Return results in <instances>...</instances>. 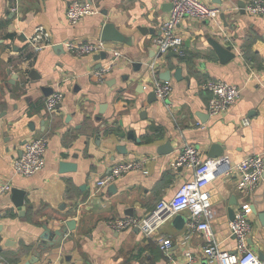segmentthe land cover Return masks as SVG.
Here are the masks:
<instances>
[{"label": "crops", "instance_id": "1", "mask_svg": "<svg viewBox=\"0 0 264 264\" xmlns=\"http://www.w3.org/2000/svg\"><path fill=\"white\" fill-rule=\"evenodd\" d=\"M73 1L0 0V178L24 192L23 208L14 204L11 190L0 196V264H25L35 252L39 257L32 264H184L188 253L206 264L207 241L200 231L179 243L187 232V211L150 237L135 228L115 231L107 221L142 217L192 179L193 168L172 165L185 144L203 158L212 157L211 146L218 144L223 150L218 156L232 163L250 154L264 156V14H249V0H203L222 9L218 19H182L177 32L185 55H159L153 40L172 0H78L97 12L71 25L65 10ZM105 22L128 42H107L121 56L98 82L92 73L109 55L77 56L64 44L100 39ZM210 38L230 45L235 57L221 63ZM167 69L171 94L149 101L155 80L160 81L155 72ZM211 78L241 88L240 97L218 115L207 111L210 93L203 85ZM54 91L63 98L47 112L44 102ZM128 131L140 141L117 135ZM41 136L47 138L43 168L30 176L14 174L12 161L25 141ZM166 142L170 150L163 153ZM129 160L141 167L117 178L115 189L110 184L97 190L95 180ZM60 161L77 168L61 173ZM203 193L211 203L209 222L219 248L234 250L229 224L241 209L251 223L249 245L264 260V180L244 192L236 175L220 176ZM177 215L181 221H175ZM70 219L75 227L61 242H54L61 238L53 234L46 248L39 247L45 229L54 232ZM159 236L173 240L168 254L160 250Z\"/></svg>", "mask_w": 264, "mask_h": 264}, {"label": "built area", "instance_id": "2", "mask_svg": "<svg viewBox=\"0 0 264 264\" xmlns=\"http://www.w3.org/2000/svg\"><path fill=\"white\" fill-rule=\"evenodd\" d=\"M172 7L167 18L160 25V33L153 40V47L160 55L167 52H175L179 56L185 55L182 49V37L177 32L180 21L184 18L196 20H217L222 9L208 5L203 0H172ZM246 11L251 15L264 14V0H249ZM97 9L91 4L74 0L65 10V18L71 25L79 22L84 16L94 14ZM66 50L74 55L99 54L106 52L109 57L105 64L93 71L96 81L103 82L106 74L112 69L121 52L109 46L100 39L96 41H69L64 44ZM234 47V46H233ZM237 49V48H236ZM240 54V53H239ZM203 88L210 93L207 111L210 115H218L229 108L241 95V88L221 79H208ZM153 91L160 99H166L172 92L169 81H157ZM63 95L54 91L45 99V109L53 112L61 102ZM248 125V120H243ZM47 146L45 136L30 138L25 141L20 155L12 161L13 172L19 176H30L41 170L45 164L44 153ZM174 167L193 168V177L180 184L173 196L169 199H161L155 206L142 217L122 216L107 221V225L115 231H123L135 228L145 237L153 236L159 228L172 216L187 211L189 220L187 232L182 236L179 243L186 244L190 234L200 231L206 238L207 243L202 248L206 258V264H264L256 252L249 245L251 223L244 210H238L229 224V230L235 240L233 251H222L214 240L210 226V218L213 211L210 200L204 195L205 187L220 176L236 175L237 187L244 192H251L263 182L264 156L250 154L242 160L232 163L227 156L203 158L200 152L191 144H185L173 160ZM141 167L140 161H123L112 166L110 171L103 177L94 181L98 189L112 184L117 178L133 169ZM12 184L9 179L0 178V196L10 192ZM157 243L164 253L169 252L174 242L170 238L157 237ZM184 264H199L189 253Z\"/></svg>", "mask_w": 264, "mask_h": 264}, {"label": "water", "instance_id": "3", "mask_svg": "<svg viewBox=\"0 0 264 264\" xmlns=\"http://www.w3.org/2000/svg\"><path fill=\"white\" fill-rule=\"evenodd\" d=\"M169 7H172V4L169 5ZM221 16L223 17V14H221ZM141 31H143L144 28H140ZM100 40L105 41V42H128L127 38L115 27V25L112 22H105L103 24V27L101 29V33H100ZM208 43L211 45V47L213 48L214 52L216 53V55L219 58V61L221 63H225L228 60H231L235 57V53L232 51V47L230 45H226L223 46L218 38H210L207 40ZM54 48H59L60 45H54ZM172 54H174L173 52H171ZM160 55V54H159ZM108 54L105 52H101L99 54L95 55L96 59H105L107 58ZM180 68H176L175 70V77L178 78L180 75ZM160 81H169L171 74L170 71L167 69L165 71H159L157 70L155 72ZM15 78V77H14ZM51 94V93H49ZM156 99V94L155 92L151 91L148 94V100L152 101ZM118 137H123L126 136L127 138L133 139L137 142H139V138H136L133 134L132 131H128V132H121L120 134H117ZM168 148V149H167ZM117 149H125L123 146H117ZM170 150L169 148V142H166V144L163 146V153H168ZM211 150H214V154L213 152L210 153L209 155H211L212 157H218V155H221L223 153V150L221 148V146H219L218 144H213L211 146ZM77 168V165L73 162H68V161H60L59 162V172H69V171H75ZM262 177L264 179V170H263V174ZM110 190L115 189V185L111 184L109 186ZM11 192L12 194H15V201L14 204L16 206H19L21 208H23V198L22 195L24 194V192L22 190H19L17 188H11ZM234 216V214H233ZM262 216L264 217V213H260V217L262 218ZM182 216L177 215L175 217V221H181L179 219H181ZM75 227V221L70 219V220H65L63 226H61L58 230H55L54 232H48L45 229V232L42 234L41 236V243L39 244V247L46 248V239L49 238V235H57L59 236L61 239L59 241L54 240V242H61L63 240L64 234L66 233L67 230H73ZM51 240V239H50ZM52 245V244H51ZM39 257V252H35V254L27 261L25 262V264H32L33 261H37V258Z\"/></svg>", "mask_w": 264, "mask_h": 264}]
</instances>
